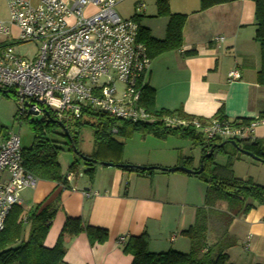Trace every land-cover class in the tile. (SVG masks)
I'll list each match as a JSON object with an SVG mask.
<instances>
[{
  "label": "crops",
  "instance_id": "obj_1",
  "mask_svg": "<svg viewBox=\"0 0 264 264\" xmlns=\"http://www.w3.org/2000/svg\"><path fill=\"white\" fill-rule=\"evenodd\" d=\"M167 1L169 13L184 15L186 21L182 46L150 59L146 81L153 91L154 110L179 112L201 121L213 118L220 109L229 121L259 119L264 113V86L256 81L260 52L254 40V3L237 0L200 11L199 0ZM118 6L130 9L120 18H137L139 26L147 29L154 40L164 39L169 17L158 16L156 0H125ZM93 10L89 7L86 13ZM7 18V0H0V21L6 22ZM233 70L237 71L238 79L228 78ZM252 137L264 139V124L252 129ZM188 141L174 135L162 139L142 135L127 156L124 142L119 164L167 169L183 166V159L189 158L191 166L186 168L197 170L202 148L190 141L185 143ZM225 152L217 165L224 166L228 155L234 154L233 175L264 186V163L238 151ZM235 162L257 170L258 174L238 176ZM85 170L83 176L65 188L38 180L31 190L35 203L45 200L44 205L55 211L44 238L45 247L54 246L66 217L80 218L84 224L108 232L104 243L93 246L85 233L66 238L64 264H131L132 257L124 254L123 245L118 244L121 236L127 241L145 234L152 253L189 252V240L182 232L194 224L196 210L206 207L204 182L180 172L154 170L151 174H139L132 169L122 171L115 166L96 164L90 178ZM20 199L19 206L23 208L26 200L21 195ZM234 211L235 214L228 212L227 202L214 203L207 221L205 246L221 244L231 264H264V206L253 204L247 213L239 207Z\"/></svg>",
  "mask_w": 264,
  "mask_h": 264
},
{
  "label": "built area",
  "instance_id": "obj_2",
  "mask_svg": "<svg viewBox=\"0 0 264 264\" xmlns=\"http://www.w3.org/2000/svg\"><path fill=\"white\" fill-rule=\"evenodd\" d=\"M123 1L71 0L67 4L39 0L32 4L7 0L8 18L0 21L1 42L8 44L0 45V91L12 92L20 115L32 112L46 119L47 112L67 128L76 125L84 112H91L131 125L192 131L205 143L254 142L252 129L264 124V118L242 125L217 117L201 121L158 116L143 107L150 58L137 41L138 24L120 18L115 11ZM89 7L94 10L86 13ZM29 42L37 44L33 59L15 53L14 45ZM228 78L238 79L239 75L233 70ZM111 133L116 134L117 129L112 128ZM81 176L68 170L63 174L65 185L60 187ZM37 183L23 167L19 136L0 134V232L11 209L21 204V192L35 189ZM125 242V236L118 238V244Z\"/></svg>",
  "mask_w": 264,
  "mask_h": 264
},
{
  "label": "trees",
  "instance_id": "obj_3",
  "mask_svg": "<svg viewBox=\"0 0 264 264\" xmlns=\"http://www.w3.org/2000/svg\"><path fill=\"white\" fill-rule=\"evenodd\" d=\"M237 0H199L200 11L207 10L213 6L225 4ZM254 3V40L259 46L260 68L256 75L257 84L264 86V0H250ZM158 16L169 17L165 37L162 41L154 40L149 31L139 26L137 18L133 19L138 24L137 41L142 43L150 59L164 52L177 50L182 46V30L186 21L184 15H171L169 13L167 0H156ZM1 46L8 45L5 42ZM8 96L9 92L0 91ZM142 105L155 115H176L178 117L192 119L182 113H170L154 110V95L148 85L142 93ZM219 119H226L220 109L214 116ZM264 118L262 113L259 119ZM90 120H94L95 124ZM242 125H249L254 122L250 119L235 120ZM30 124L33 134V141L29 148L22 149L23 167L39 181L53 182L58 186L63 182V174L58 163L60 147L55 142L46 138V134L54 133L58 128L52 119H43L40 123ZM76 126L94 127L93 143L94 152L89 157L92 160L111 162L122 171H131L119 167L120 157L124 142L130 139L135 133L141 135H152L162 139L167 135L178 136L189 140L194 146L202 148L200 166L203 167L201 174L196 177L207 185L205 194L206 207L196 210L194 224L182 232V235L189 240L190 250L188 253H180L168 250L163 253H152L148 250V237L142 234L138 237L129 238L123 245V253L132 257L131 264H231L227 254L218 242L206 247L207 221L212 212L215 202L224 201L228 203V212L235 214V208H241L243 213L252 209L253 204L264 206V186L253 183L250 179H237L233 175L232 161L234 154L228 155L227 163L224 166L217 165L214 161L217 155H226L224 147L218 148L222 141L205 143L203 139L196 136L192 131H167L160 125H131L119 122L104 115L91 112H84L82 119ZM112 128L117 133H111ZM6 135V134H4ZM115 136L118 137L114 138ZM63 137H65L63 133ZM238 146L253 154L260 162H264V139H255L254 142H237ZM68 145L76 150V142L71 141ZM213 147V153L206 157L208 150ZM106 156V157H105ZM191 159H183L184 167L191 166ZM87 170L85 173L91 178L95 162L86 163L81 159L72 163L68 170L76 171L79 165ZM144 174V171H134ZM148 174L153 171H148ZM183 173V172H180ZM251 202L246 204V202ZM44 201L36 204L32 209L24 211L21 206H14L6 217L4 227L0 232V264H64L63 242L66 238L74 237L85 233L91 246L102 244L107 240L108 232L105 229L92 227L84 224L77 217H66L64 225L57 237L53 247L44 246V238L50 228L55 211L50 205L45 206Z\"/></svg>",
  "mask_w": 264,
  "mask_h": 264
},
{
  "label": "rangeland",
  "instance_id": "obj_4",
  "mask_svg": "<svg viewBox=\"0 0 264 264\" xmlns=\"http://www.w3.org/2000/svg\"><path fill=\"white\" fill-rule=\"evenodd\" d=\"M117 14L121 17L128 14L130 9L128 6H118L115 8ZM15 33V30L13 29ZM0 39L3 40V37L0 36ZM1 40V41H2ZM14 51L17 55L23 56L26 59H33L37 54V44L33 42L24 43V44H16L13 46ZM10 94L6 96L5 94L0 92V134L4 135L6 133H14L17 134L20 138V147L21 149H27L30 147L33 141V134L30 130V124L32 123H40L43 121V116L41 114L33 116L24 114L23 116L20 115L17 105L15 103V98L12 92L9 90ZM91 123L95 124L94 120H90ZM68 137H63V130L61 128H57L54 133L46 134V138L50 141L56 143L57 146L60 147V152L58 154V163L61 168V173L65 174L68 171V167L80 160L79 156H84L89 158L93 152V133L94 127L92 126H81L78 127L73 125L72 127L66 128ZM114 138H117L115 136ZM142 138V135L139 133H135L132 138L125 141L126 143V150L125 156L132 152V150L138 145V141ZM70 140L76 142V152L68 145ZM185 143H190L185 142ZM193 149V148H192ZM195 149V147H194ZM224 149L228 152H234L235 149L227 144L224 146ZM223 155H217V159H215V163L218 164L219 161L222 160ZM234 162V161H232ZM236 163V174L240 176H250L257 175V170L249 169L248 167L244 166L240 162ZM264 165V164H263ZM84 166L81 164L76 168L75 173L82 176L84 175ZM81 172V173H80ZM238 175V176H239ZM23 196V199L26 202L23 205V210L30 209L31 207L35 206L37 203L34 202V191L30 189H25L20 194Z\"/></svg>",
  "mask_w": 264,
  "mask_h": 264
},
{
  "label": "water",
  "instance_id": "obj_5",
  "mask_svg": "<svg viewBox=\"0 0 264 264\" xmlns=\"http://www.w3.org/2000/svg\"><path fill=\"white\" fill-rule=\"evenodd\" d=\"M45 113V117L46 119H50V116L47 112H44ZM30 115H33V116H36V113H32V112H29ZM56 125H58L59 128H61L63 130V133L65 135V137H68V133H67V130L66 128L59 122H56L54 120H52ZM231 145L236 151H238L239 153L255 160V161H258L260 162L253 154H251L250 152L248 151H245L243 149H241L237 142L235 141H230V140H225V141H222L219 145H217L218 148H223L225 145ZM73 150L76 152V150L73 148ZM213 147H211L208 152L206 153V157H210L213 153ZM80 159L86 163H91V162H95L97 165H102V166H107V167H114V164L112 163H107V162H102V161H98V160H92L90 158H87V157H84V156H79ZM262 163V162H261ZM264 163V162H263ZM120 168H123V169H132V170H135V171H144V172H148V171H154V170H158V171H162V172H183L187 175H193V176H197L199 174L202 173L203 171V167L200 166L197 170H192V169H188L184 166H178V167H173V168H159V167H142V166H133V165H127V164H120L119 165Z\"/></svg>",
  "mask_w": 264,
  "mask_h": 264
}]
</instances>
